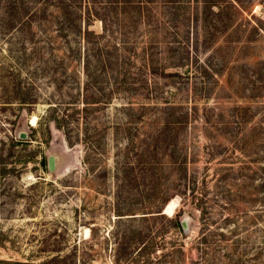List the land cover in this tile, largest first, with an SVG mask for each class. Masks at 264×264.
Returning a JSON list of instances; mask_svg holds the SVG:
<instances>
[{
  "label": "rangeland",
  "instance_id": "rangeland-1",
  "mask_svg": "<svg viewBox=\"0 0 264 264\" xmlns=\"http://www.w3.org/2000/svg\"><path fill=\"white\" fill-rule=\"evenodd\" d=\"M0 264H264V0H0Z\"/></svg>",
  "mask_w": 264,
  "mask_h": 264
},
{
  "label": "water",
  "instance_id": "water-1",
  "mask_svg": "<svg viewBox=\"0 0 264 264\" xmlns=\"http://www.w3.org/2000/svg\"><path fill=\"white\" fill-rule=\"evenodd\" d=\"M48 162H49V169H53V167H54V157L53 156H49ZM182 226H183V228L187 227V221L186 220L182 221Z\"/></svg>",
  "mask_w": 264,
  "mask_h": 264
},
{
  "label": "bare ground",
  "instance_id": "bare-ground-1",
  "mask_svg": "<svg viewBox=\"0 0 264 264\" xmlns=\"http://www.w3.org/2000/svg\"><path fill=\"white\" fill-rule=\"evenodd\" d=\"M32 121H34V119H32ZM175 203H174V201H169L168 203H167V206H166V210H172L173 209V205H174ZM89 232V229L88 228H85V233L87 234Z\"/></svg>",
  "mask_w": 264,
  "mask_h": 264
},
{
  "label": "trees",
  "instance_id": "trees-1",
  "mask_svg": "<svg viewBox=\"0 0 264 264\" xmlns=\"http://www.w3.org/2000/svg\"><path fill=\"white\" fill-rule=\"evenodd\" d=\"M160 210H161V207L158 210H156V211H160ZM148 212H151V211H148Z\"/></svg>",
  "mask_w": 264,
  "mask_h": 264
}]
</instances>
